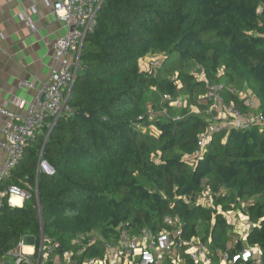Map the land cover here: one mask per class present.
Here are the masks:
<instances>
[{"label":"trees","instance_id":"16d2710c","mask_svg":"<svg viewBox=\"0 0 264 264\" xmlns=\"http://www.w3.org/2000/svg\"><path fill=\"white\" fill-rule=\"evenodd\" d=\"M148 56L163 57L150 73L139 66ZM80 65L70 112L47 138V128L36 135L7 182L35 186L40 155L52 169L38 174L40 214L34 192L22 207L0 208V260L41 232L63 250L96 233L83 257L101 256L127 223L132 234L210 240L214 263L223 251L258 248L264 264V126L214 132L193 158L210 126L203 113H215L208 85H222L224 104L249 113L239 90L264 117V0H104ZM180 97L182 106L172 105ZM148 98L161 113L153 119ZM206 191L214 208L197 203ZM245 199H253L243 212L252 227L243 240L216 208Z\"/></svg>","mask_w":264,"mask_h":264},{"label":"built area","instance_id":"2783aa9c","mask_svg":"<svg viewBox=\"0 0 264 264\" xmlns=\"http://www.w3.org/2000/svg\"><path fill=\"white\" fill-rule=\"evenodd\" d=\"M103 2L104 0H57L55 2L53 13L67 28V33L52 45L55 67L50 71L45 82L40 84L28 80L18 82L17 90L35 92V97L30 102L16 101V112L0 107V116L3 119L0 127V151L3 153L0 157V208L5 203L10 207H22L30 199L31 192H34L35 208L40 214L41 208L37 194L38 174L42 171L52 174V171L45 167L46 162L42 160L41 155L35 186L28 184L17 186L7 182L22 161L25 149L36 135L47 128V138L55 122L70 112L67 102L81 67L80 57L84 40L93 30ZM23 21L29 28L34 27L28 18H23ZM72 28L74 30H71ZM162 60L154 58L150 65L155 69L161 65ZM223 90L224 87L220 84L207 86L205 98L212 103L211 110L219 114L214 120H221V122L210 124L208 130L200 136L197 142L199 151L193 158L201 155L214 132L232 127L264 126V117L258 112L250 97L239 95L246 99V104L251 107V112L242 113L234 105L224 104ZM43 95H47L44 101ZM164 99L170 98L164 96ZM172 105L181 107L182 100L177 99L172 102ZM202 195L204 197V193ZM13 199H17L18 204L13 203ZM221 214L225 217V213ZM165 222L172 225L174 221L166 219ZM227 222L234 226V222L228 220ZM179 236V231L163 230L155 234L147 228L132 234L129 225L124 223L120 225L111 240L103 241L104 253L101 256L89 258L83 256L86 250L100 240L96 233L78 235L71 241L72 248L63 250L60 242L45 237L41 232L31 253L24 251L23 239H21L4 255L0 264H263L260 250L249 247L233 255L223 251L219 254L218 263H214L209 250L210 240L204 243L198 238L183 240Z\"/></svg>","mask_w":264,"mask_h":264},{"label":"crops","instance_id":"0c3cea01","mask_svg":"<svg viewBox=\"0 0 264 264\" xmlns=\"http://www.w3.org/2000/svg\"><path fill=\"white\" fill-rule=\"evenodd\" d=\"M55 2L0 0V107L16 112V101L30 102L35 92L17 90L18 82H45L55 67L52 45L67 33L53 13ZM23 18H28L34 27L29 28ZM2 122L0 116V127ZM31 252L32 248L27 253Z\"/></svg>","mask_w":264,"mask_h":264},{"label":"rangeland","instance_id":"374dc122","mask_svg":"<svg viewBox=\"0 0 264 264\" xmlns=\"http://www.w3.org/2000/svg\"><path fill=\"white\" fill-rule=\"evenodd\" d=\"M154 58H159V61H161L163 59L162 56H158V57L148 56V57H146L144 60H142L140 62L141 63L140 65H141L143 72L150 73L153 70V67L150 65V63L152 62V60ZM198 77H201V75ZM237 93L239 95L241 94L242 96H244V94L242 92H239V90ZM184 98L185 97H180L181 100H184ZM144 107L147 109V112L149 113V115L152 119L161 114L160 111L152 108L150 98H148L144 101ZM192 111L194 113H198L197 108H192ZM217 115H219V114L216 112L212 116H211V113H209V112L203 113V116H205V118L207 119V121H209V123L211 125H214L218 122H221V120H219V121L214 120L217 117ZM149 129H150L152 134L157 133L156 128H154L153 126H150ZM143 130H145V129L143 128ZM222 193L227 194L225 191H222ZM211 201H212V198L208 192H204V197H203V195H201L197 198V202H199L203 205H206V206L213 207L214 203H212V205H210ZM252 201H253V199H245L242 201H237L235 203H232L230 211H222V208L220 206L216 208V210L218 212L223 213V214L225 213L224 214L225 218L229 222H232V223L234 222V226L232 227L233 233H234V235H237L238 238L243 239V240L246 237V235L248 234L250 228L252 227V224L250 223L248 217L246 215H244L243 212L246 210L247 205L252 203ZM23 245H24V250L28 252L30 250V248H32V246L35 245V237H33L31 235L24 236L23 237Z\"/></svg>","mask_w":264,"mask_h":264},{"label":"water","instance_id":"95a60500","mask_svg":"<svg viewBox=\"0 0 264 264\" xmlns=\"http://www.w3.org/2000/svg\"><path fill=\"white\" fill-rule=\"evenodd\" d=\"M71 30H74V28H72ZM47 99V95H43L42 96V100H46ZM45 167L49 170V171H52V169L49 167V165L47 163H45Z\"/></svg>","mask_w":264,"mask_h":264},{"label":"bare ground","instance_id":"6f19581e","mask_svg":"<svg viewBox=\"0 0 264 264\" xmlns=\"http://www.w3.org/2000/svg\"><path fill=\"white\" fill-rule=\"evenodd\" d=\"M13 203H17L18 204V200L17 199H13Z\"/></svg>","mask_w":264,"mask_h":264}]
</instances>
